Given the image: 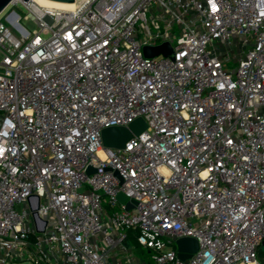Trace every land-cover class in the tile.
<instances>
[{
	"label": "built area",
	"instance_id": "built-area-1",
	"mask_svg": "<svg viewBox=\"0 0 264 264\" xmlns=\"http://www.w3.org/2000/svg\"><path fill=\"white\" fill-rule=\"evenodd\" d=\"M7 8L0 264H149L128 233L150 264H263L264 0ZM164 43L172 59L144 57ZM139 118L122 149L103 146ZM181 238L198 245L184 261Z\"/></svg>",
	"mask_w": 264,
	"mask_h": 264
},
{
	"label": "water",
	"instance_id": "water-1",
	"mask_svg": "<svg viewBox=\"0 0 264 264\" xmlns=\"http://www.w3.org/2000/svg\"><path fill=\"white\" fill-rule=\"evenodd\" d=\"M12 1L13 0H0V14L9 6V4ZM22 1L26 3L28 0H22ZM48 1L62 3V4H73L76 0H48ZM143 55L146 58H154L156 56L162 55L164 57H168L172 59L173 50L167 43H164L156 47L144 48ZM145 128H146L145 122L139 118V119L134 120L132 123H130L127 126V128L112 127V128L105 129L101 133L103 146L106 148H112V149H122L124 147V144L132 136H138L145 130ZM94 172L95 171L91 168H88L87 170V174H93ZM117 201L119 203H124L126 199L123 195L119 194L117 196ZM126 207L128 210L132 208V206L129 203L126 204ZM124 244L127 247H129V243L127 239L124 240ZM175 246L177 250V257L182 261L188 259L198 249L197 242L192 238L178 239L175 242Z\"/></svg>",
	"mask_w": 264,
	"mask_h": 264
},
{
	"label": "rangeland",
	"instance_id": "rangeland-1",
	"mask_svg": "<svg viewBox=\"0 0 264 264\" xmlns=\"http://www.w3.org/2000/svg\"><path fill=\"white\" fill-rule=\"evenodd\" d=\"M41 4V3H40ZM42 5V4H41ZM9 10V8H7L5 11H3L1 17L3 15H5V13H7V11ZM23 11V10H22ZM18 13H21L19 11H17ZM25 13V12H24ZM22 15V14H21ZM21 25L23 27H25L27 30L29 31H33L36 29V27L29 21H22L21 22ZM260 251L264 254V244L260 247ZM132 252H133V255L135 257H139V258H143L147 263H151L150 261V254L145 251V250H142L138 245H133V249H132ZM144 252V253H142Z\"/></svg>",
	"mask_w": 264,
	"mask_h": 264
},
{
	"label": "bare ground",
	"instance_id": "bare-ground-1",
	"mask_svg": "<svg viewBox=\"0 0 264 264\" xmlns=\"http://www.w3.org/2000/svg\"><path fill=\"white\" fill-rule=\"evenodd\" d=\"M35 1H36V3H38V5L40 7L52 8V9H58V10H66V9L69 10V9L73 8V6H74V3L73 4H62V3L51 2L48 0H35ZM2 13L0 14V17L2 15Z\"/></svg>",
	"mask_w": 264,
	"mask_h": 264
},
{
	"label": "trees",
	"instance_id": "trees-1",
	"mask_svg": "<svg viewBox=\"0 0 264 264\" xmlns=\"http://www.w3.org/2000/svg\"><path fill=\"white\" fill-rule=\"evenodd\" d=\"M127 238H128V240L132 246L137 245L136 240H135V236L133 234L128 233ZM142 253H144V252H142ZM257 255H258L259 261H261L264 264V255L261 253L260 250L258 251Z\"/></svg>",
	"mask_w": 264,
	"mask_h": 264
}]
</instances>
